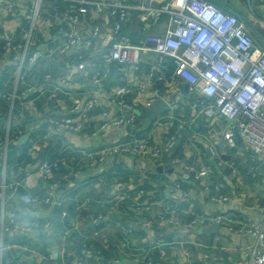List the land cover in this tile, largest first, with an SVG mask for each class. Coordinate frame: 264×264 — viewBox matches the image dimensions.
Returning a JSON list of instances; mask_svg holds the SVG:
<instances>
[{
	"label": "crops",
	"instance_id": "crops-1",
	"mask_svg": "<svg viewBox=\"0 0 264 264\" xmlns=\"http://www.w3.org/2000/svg\"><path fill=\"white\" fill-rule=\"evenodd\" d=\"M14 1L19 15L13 17L0 9V30H9L19 38L27 26L24 12L31 2ZM214 1L229 12L230 9L238 11L237 15L258 45L264 48V0ZM74 2L47 1L29 51L36 54V59H27L20 78L16 69L19 53H6L0 47V138L6 135L11 111L10 144L5 157L0 153V184L3 180L20 181L18 188L8 189L4 197L0 191V228L2 224L10 227L3 239L5 263L135 264L132 253L150 247V240L155 239L161 244L149 248L155 264H245L247 257L243 250L253 237L230 232L227 225L228 219L261 215L259 205L264 200V181L257 167L258 157L237 134L235 146L227 145L223 136L227 120L220 116L207 118L200 113L195 105L198 95L182 78H170L176 63L169 58L168 76L156 79L146 92L137 91L133 95L145 103L142 109L157 96L168 100L170 108L158 116L169 121L168 127H156L152 121L144 129L139 114L135 125L99 129L104 119L121 112L116 103L96 94L98 86L93 81L109 45L104 33L90 48L81 44L66 52L59 50L62 30L66 27L62 15ZM113 20L107 14L96 17L95 13H89L80 27L85 29L87 25L101 22L106 32L111 29ZM123 25V32L130 34L134 42L141 43L147 35L165 31L168 15H164L160 23L146 26L138 10L131 8ZM2 42L0 38V45ZM159 59V53L144 51L137 71L114 64L102 84L107 89L118 84L136 85ZM69 72L74 74L71 86L59 91L55 99L49 98L52 86L46 74L59 77ZM14 91L16 97L11 101L8 96ZM94 98V106L81 131L54 130L50 125V117L71 113L76 100ZM18 129L24 132L16 137ZM46 133L48 137L44 136ZM171 133L178 135V143L171 154L159 158L114 153L95 165L83 164L80 159L82 151L100 150L135 134H149L152 143L160 146ZM210 144L216 145L221 157L209 152ZM169 156L173 160L208 165L213 171L195 179L174 162L171 164L174 170L170 171L166 167ZM56 158L62 159V165L47 177L27 166L30 160ZM118 181L125 182L129 194L121 203H117L115 196ZM53 182L59 184L55 190ZM175 182L180 183V199L175 204L182 223L175 225L162 220L157 206L146 209L134 205L169 200L170 188ZM51 192L54 203L29 200L34 195L46 197ZM218 192L226 193L228 199L215 201L213 196ZM99 215L102 217L96 219ZM218 216L223 220L217 229L204 231L203 228L217 221ZM194 217L199 218L198 223L187 228L185 223Z\"/></svg>",
	"mask_w": 264,
	"mask_h": 264
},
{
	"label": "built area",
	"instance_id": "built-area-1",
	"mask_svg": "<svg viewBox=\"0 0 264 264\" xmlns=\"http://www.w3.org/2000/svg\"><path fill=\"white\" fill-rule=\"evenodd\" d=\"M69 9L65 10L62 19L66 24L63 28V39L59 45L61 52H66L76 45L90 48L106 33L108 49L103 54V61L96 71L94 82L97 84L96 94L107 97L116 103L121 112L107 117L99 126L101 130H108L119 126L135 125L139 118L138 109L145 103L133 96L135 92H146L147 87L156 79L166 78L169 71L167 59L176 63L172 80L182 78L190 90L198 95L195 105L200 113L207 118L220 116L227 120L228 126L223 136L227 145L235 146V135L247 145L249 150L259 159L257 167L262 173L264 181V48L260 47L254 36L242 19L235 13L224 9L214 0H74ZM30 5L24 12L27 26L21 36L17 38L9 30H0L3 39L0 47L9 53L16 51L20 59L17 64V77L20 78L27 59L34 61L36 54H29L30 46L38 27V19L43 11L44 0H30ZM138 10L140 20L146 25L158 24L164 15H168V25L163 33L149 34L143 42L136 43L130 34L123 32V24L129 18L130 9ZM0 9L13 17L19 15L14 0H0ZM89 13L96 17L109 15L114 18L109 31H104L103 23L95 22L81 28ZM107 22V20H106ZM144 51L159 53V62L151 65L143 80L136 85L118 84L110 89L103 86L111 73L114 64L126 65L130 70L140 69L141 54ZM80 57H84L81 53ZM2 58L0 56V64ZM74 79L73 72L54 77L46 74V80L52 86L49 98L55 99L59 91L68 89ZM11 101L16 97V91L8 96ZM95 98L88 101L76 100L71 113L49 118L54 130L66 129L81 131L88 120L89 113L94 106ZM148 102V106L153 103ZM156 127L167 128L169 121L157 117L153 120ZM23 129H18L15 136L19 137ZM49 136V133L44 135ZM11 140V111L7 119V132L0 138V153L6 156ZM178 143V135H167L163 145L152 143L151 136L132 135L130 138L115 142L100 150L82 151L80 159L83 164L95 165L108 154L136 153L145 157L159 158L163 154H171ZM209 152L221 157L216 145H209ZM33 153V152H32ZM183 167L195 179H201L212 173L208 165L195 162L173 160ZM62 165V159H39L28 161L27 166L36 169L42 176L47 177ZM20 181L7 182L3 180L0 191L4 197L8 189H17ZM58 182L52 183L55 190ZM116 199L121 203L129 196L124 181L117 182ZM180 183H173L170 188L169 200H155L147 204L140 202L134 205L150 209L157 206L159 217L167 223L178 225L182 223L176 201L180 199ZM216 187H219L216 185ZM52 192L46 197L34 195L30 201L44 200L54 203ZM215 201H225L228 195L223 192L213 196ZM114 208V205L111 206ZM260 217L246 216L228 219L227 228L230 232L249 235L252 242L243 250L247 257L245 264H264V200L259 205ZM3 212V206H2ZM66 214V212L64 213ZM99 215L96 219H100ZM223 217L218 216L220 222ZM199 221L198 217L186 222L187 228H193ZM150 222V221H149ZM147 222V223H149ZM50 222L46 223L49 227ZM10 227L2 224L0 228V264L4 260V235ZM132 229H129L131 231ZM148 248H139L132 253L135 264H155L150 255V249L160 247L155 239L150 240ZM86 245V244H85ZM87 253L90 250L87 249ZM26 264V262H24ZM91 264H101L94 261ZM189 264V263H185Z\"/></svg>",
	"mask_w": 264,
	"mask_h": 264
},
{
	"label": "water",
	"instance_id": "water-1",
	"mask_svg": "<svg viewBox=\"0 0 264 264\" xmlns=\"http://www.w3.org/2000/svg\"><path fill=\"white\" fill-rule=\"evenodd\" d=\"M230 11L238 15L240 14L238 11L234 9H230ZM169 108H170L169 101L163 98L162 96H157L155 101L151 105L146 106L143 109H138V113L141 115L143 119L142 127L144 129L147 128L154 119H156L160 114L167 111ZM168 161L169 163L166 167H169L170 168L169 170L173 171L174 169L171 166L172 156L168 157ZM161 168H164V167H160V169ZM218 225H219V222L214 221L211 225L204 227L203 230L206 232H214L217 229Z\"/></svg>",
	"mask_w": 264,
	"mask_h": 264
},
{
	"label": "trees",
	"instance_id": "trees-1",
	"mask_svg": "<svg viewBox=\"0 0 264 264\" xmlns=\"http://www.w3.org/2000/svg\"><path fill=\"white\" fill-rule=\"evenodd\" d=\"M47 1L48 0H44V4H43V9L47 6ZM51 1H53V0H51ZM70 8V7H69ZM123 28H124V25H123ZM123 31V30H122Z\"/></svg>",
	"mask_w": 264,
	"mask_h": 264
}]
</instances>
